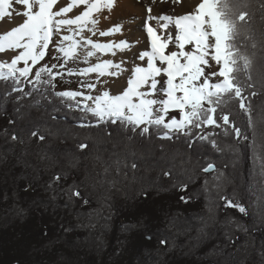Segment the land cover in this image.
Listing matches in <instances>:
<instances>
[{
  "label": "snow or ice",
  "instance_id": "6c2138e0",
  "mask_svg": "<svg viewBox=\"0 0 264 264\" xmlns=\"http://www.w3.org/2000/svg\"><path fill=\"white\" fill-rule=\"evenodd\" d=\"M178 5L185 7L184 14L175 11ZM116 7L117 0H0V22L9 25L0 34V83L6 89L4 95L15 94L18 104L28 102L37 112L42 108L47 112V104L62 105L77 114L78 127L105 130L111 146L97 145V164L91 168L84 165L85 177L93 180L98 190L96 201L103 207H110L116 194L127 196L128 189L133 190L136 198L148 200L162 177L168 178L170 189L187 193L189 182L183 177L193 157L200 166L197 170L207 174L218 169L215 161L225 167L230 161L235 169L249 148L259 154L254 157V165L259 160L260 171L253 176V182L264 191V183L258 182V177H264V106L257 112L252 101L261 93L248 91L257 87L264 91V71H256L254 80L253 61L249 57L238 61L230 44L233 25L220 10V0H200L194 10L187 7V0L140 3L139 35L130 28L125 31V26L117 22ZM241 73L244 79L238 78ZM65 77L75 78V89L58 90V81L74 82ZM59 110L53 108V112ZM16 112L20 113V107ZM48 115L56 120L54 114ZM242 115L247 117L245 130L241 126L245 123ZM8 123L15 127L16 120L10 119ZM247 126L253 129L251 144L247 143ZM114 132L123 135V147L114 141ZM4 133L7 142L26 143L18 131L9 133L5 129ZM52 135L49 126L33 123L28 129L27 143L45 144ZM139 141L160 142L156 147L161 153L159 162L165 167L160 168L154 181L146 179L151 169L139 164L144 158ZM176 144L183 145L189 153L181 160L179 171L164 155L167 145ZM91 147L88 142L76 145L81 153ZM175 158L174 154L171 160ZM78 165L79 161L72 167ZM223 176L220 172L216 179ZM18 180L25 182L23 191L34 190L27 173ZM67 180L66 173L56 172L48 178L46 187L54 189ZM82 187L84 181L73 180L60 191L68 203L75 204L80 199L88 205L90 200L82 195ZM249 190H253L252 185ZM192 198L193 194L179 196L184 204ZM3 199H9L7 193ZM51 199L55 201L57 197ZM217 199V211L227 213L235 209L242 216L250 215L243 193L220 190ZM96 211L86 215L91 218ZM23 212V208H17L18 215ZM212 222L220 223L215 218ZM232 222L233 218L226 214L221 226ZM207 226L208 222L202 220L199 231ZM74 227L95 225L61 224L64 233ZM191 227L185 225L187 231ZM236 227L246 236L252 233L249 238L255 247V224L249 229L237 222ZM43 235L47 236V231ZM224 235L235 249L229 256L247 251L244 244L236 243L238 236L229 232ZM145 238L151 240L153 236L148 233ZM158 242L165 245L168 238ZM257 253L264 260V240Z\"/></svg>",
  "mask_w": 264,
  "mask_h": 264
},
{
  "label": "trees",
  "instance_id": "16d2710c",
  "mask_svg": "<svg viewBox=\"0 0 264 264\" xmlns=\"http://www.w3.org/2000/svg\"><path fill=\"white\" fill-rule=\"evenodd\" d=\"M220 10L233 25L230 44L238 61L241 57L253 61L252 75L256 80V71H264V0H220ZM237 75L244 79L242 73ZM252 90L261 93L252 101L254 109L259 112L264 106V91L259 87L248 91ZM5 92L3 83H0V264H240L241 261L244 264H264L257 253L264 240V191L253 182V176L260 171V161L254 165L258 153L247 149L235 169L230 161L226 167L215 161L218 169L207 174L197 170L200 166L193 157V163L188 165L183 177L189 182L187 193L170 189L168 178L162 177L148 200L136 198L133 190L128 189L127 196L116 194L111 206L103 207L96 201L98 190L94 188L93 180L85 177L84 165L91 168L97 164L94 159L100 154L97 145L111 146L104 135L105 130L78 127L77 114L62 105L47 104V112L43 108L37 112L28 106V102L18 104L15 94L7 97ZM17 107H20L19 114ZM54 107L60 110L53 112ZM48 113L54 114L56 120H51ZM10 119L16 120L15 127L9 125ZM242 119L245 122L241 124L242 130H245L247 117L242 115ZM33 123L47 125L53 132L45 144L27 143L28 129ZM5 129L9 133L20 132L26 143L7 142ZM252 132V127L247 126L248 144L252 142ZM113 137L123 147V135L114 132ZM80 142L92 145L90 151L79 152L76 145ZM158 143L138 142L144 153L139 164L151 169L146 174L150 181L156 179L161 167H165L159 162ZM174 154L176 158L172 161ZM188 154L180 144L167 145L164 153L177 171L181 160ZM41 155L46 158L41 160ZM78 161L79 165L72 167ZM56 172L66 173L68 180L48 189L46 181ZM220 172L224 176L217 180ZM24 173L33 181L34 190L23 191L25 182L18 177ZM73 180L84 181L80 190L89 198L88 205H83L80 199L75 204L68 203L61 193L60 188L67 187ZM205 181H208L207 190ZM258 182L264 183V177H258ZM216 185L220 186L219 189ZM249 185L253 190H249ZM139 187L137 185V191ZM220 190L243 193L244 203L250 206V215L242 216L235 209L227 210V213L217 211L215 205L219 203L217 192ZM5 193L9 196L7 201L3 199ZM188 194H193L188 204L179 200L180 195ZM53 196L57 197L55 201L51 199ZM17 208H23V214L18 215ZM93 209L97 211L89 218L86 214ZM226 214L233 218V222L222 227ZM213 218L220 223L214 224ZM202 220L207 221L208 226L199 231ZM237 222L249 229L255 224L258 229L254 234L255 247L249 238L252 233L246 236L236 227ZM90 223L95 227H74L69 233H64L61 228V224L67 227ZM186 224L192 226L191 231L185 229ZM45 231L47 236L43 235ZM225 232L238 236L236 243L244 244L247 251L229 256L235 249L228 243ZM148 233L153 236L151 240L145 238ZM164 237L168 238V243L160 245L158 241Z\"/></svg>",
  "mask_w": 264,
  "mask_h": 264
},
{
  "label": "bare ground",
  "instance_id": "6f19581e",
  "mask_svg": "<svg viewBox=\"0 0 264 264\" xmlns=\"http://www.w3.org/2000/svg\"><path fill=\"white\" fill-rule=\"evenodd\" d=\"M199 2L200 0H187V7L194 10L195 5ZM140 3L146 4L147 0H117V7L115 9V18L117 22L125 26V31H128V29L130 28L135 35H139V33L137 32V25L142 23V18L139 15ZM175 11L180 14H184L185 7L182 5H178L176 6ZM125 19H135L136 21L135 23H129V21H126ZM3 27L8 29L9 25L4 23ZM100 39L103 41L105 38Z\"/></svg>",
  "mask_w": 264,
  "mask_h": 264
},
{
  "label": "rangeland",
  "instance_id": "374dc122",
  "mask_svg": "<svg viewBox=\"0 0 264 264\" xmlns=\"http://www.w3.org/2000/svg\"><path fill=\"white\" fill-rule=\"evenodd\" d=\"M126 21H129V23H135V19H125ZM3 22H0V34H2V32L4 31V30H7V28H5V27H3ZM2 29H4V30H2ZM70 66H72V65H70ZM80 66H83V65H80ZM68 79H71V80H73L74 82L73 83H71V84H66V83H64V84H62V83H59V81H58V89L59 90H61V89H64V88H71V89H75L76 88V83H75V78H69V77H65V80H68Z\"/></svg>",
  "mask_w": 264,
  "mask_h": 264
}]
</instances>
